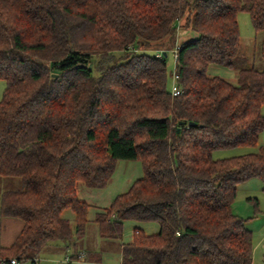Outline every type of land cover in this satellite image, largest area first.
I'll use <instances>...</instances> for the list:
<instances>
[{
    "label": "trees",
    "instance_id": "trees-1",
    "mask_svg": "<svg viewBox=\"0 0 264 264\" xmlns=\"http://www.w3.org/2000/svg\"><path fill=\"white\" fill-rule=\"evenodd\" d=\"M239 11L264 32V0H0V176L21 183L0 192V216L22 222L0 264L81 238L90 204L76 183L103 188L120 159L143 176L95 213L99 236L158 225L133 228L120 264H252L232 203L241 182H264V70L236 63ZM179 29L195 36L176 43ZM236 147L257 150L212 157Z\"/></svg>",
    "mask_w": 264,
    "mask_h": 264
},
{
    "label": "rangeland",
    "instance_id": "rangeland-1",
    "mask_svg": "<svg viewBox=\"0 0 264 264\" xmlns=\"http://www.w3.org/2000/svg\"><path fill=\"white\" fill-rule=\"evenodd\" d=\"M237 22L239 27V44L236 52V63L239 66L254 67L259 70H264V57L260 55V45L264 32L254 31L249 14L245 11H239L237 13ZM189 32L191 37H194L192 30L177 31L175 38L176 43H180L185 37V33ZM182 36V38H181ZM187 38V37H186ZM154 53L155 51H148ZM167 71L168 82L167 87L171 90L173 82L174 72V57L172 49L167 50ZM172 73V75H171ZM235 83V72L229 68H223L219 71V76ZM5 88V82L0 80V100ZM261 113L264 115V104L261 107ZM259 144L264 147V129L261 132ZM257 148L250 147H236L232 149L216 150L212 153L214 158L230 157L256 151ZM143 176L142 164L139 160H117L114 172L103 188L94 189L85 186L82 182L76 183L77 195L80 199L85 200L90 204L88 212V222L86 224L85 235L79 239L74 236L72 241L68 242V245L63 242L60 251H54L49 256L40 258V264L46 261H50L52 258L53 264H65L62 262L63 254L76 252L77 249H87L89 251H96L99 258H92L93 261L103 262L102 264H119L121 261V244L127 243L131 240L133 228L135 226L140 227L145 233L151 234L158 230V225L155 222H137L133 220H127L123 223V235L121 239L102 238L98 234L96 223L93 221L95 213L111 203L112 199L120 193L125 192L132 182L137 178ZM21 186L20 180L17 177H2L0 176V192L5 189H15ZM232 211L246 219L245 226L252 231V264H264V182L258 178H250L241 182L237 187L236 196L232 203ZM64 216L68 218L72 224L73 213L70 210H65ZM74 243V244H73ZM49 258V260H45ZM43 259V260H42ZM42 260V261H41ZM23 261L20 264H26ZM28 264H31L28 262ZM52 264V263H51ZM69 264H77L71 262ZM91 264V263H90ZM96 264V263H92Z\"/></svg>",
    "mask_w": 264,
    "mask_h": 264
},
{
    "label": "crops",
    "instance_id": "crops-1",
    "mask_svg": "<svg viewBox=\"0 0 264 264\" xmlns=\"http://www.w3.org/2000/svg\"><path fill=\"white\" fill-rule=\"evenodd\" d=\"M192 35L195 36L194 33ZM184 37L189 38V37H191V34L189 32H187V33H185ZM181 38H182V36H181ZM223 68L224 67L211 65L208 69V72L211 75H219V71H221ZM73 216H74V214H73ZM73 221H74V218H73ZM21 228H22V222L20 219H18L16 217H1L0 216V244L3 246H8V245L12 244L13 241L16 239L18 233L21 231ZM85 229H86V227H85ZM85 232H84V235H85ZM71 241H72V239H71ZM62 244H63L62 241H52V242L48 243L40 251V253L37 256H35L34 261L30 259V260H28V262H30L31 264H40L41 262H39V261H40L41 257L49 256V254H53L54 251H60L59 248L63 247ZM120 253H121V251H120ZM41 255H44V256H41ZM92 258H96V259L99 258L98 253L94 250L89 251L87 249L82 248L79 250L77 249V251L73 252V253H67V251H65L63 254L62 261L60 260L59 262H62L65 264H69L73 261L76 262L77 264H90V263L91 264L92 263L102 264L103 263V262L100 263V261H98V262L93 261ZM45 260H49V258H46ZM25 261H27V260H25ZM22 262H20V263H22ZM28 262H25V263L28 264ZM20 263L17 262V264H20ZM51 263L53 264L52 258H50V261H46L43 264H51ZM119 264H120V262H119Z\"/></svg>",
    "mask_w": 264,
    "mask_h": 264
},
{
    "label": "built area",
    "instance_id": "built-area-1",
    "mask_svg": "<svg viewBox=\"0 0 264 264\" xmlns=\"http://www.w3.org/2000/svg\"><path fill=\"white\" fill-rule=\"evenodd\" d=\"M180 92V89H179V87L177 86V84H176V82H175V80L173 79V82H172V87H171V94L172 95H176V94H178ZM9 264H17V261H16V259H10L9 260Z\"/></svg>",
    "mask_w": 264,
    "mask_h": 264
},
{
    "label": "water",
    "instance_id": "water-1",
    "mask_svg": "<svg viewBox=\"0 0 264 264\" xmlns=\"http://www.w3.org/2000/svg\"><path fill=\"white\" fill-rule=\"evenodd\" d=\"M164 55H165V53H164ZM180 124H184V122L182 121V122H180ZM187 125L191 126V125H194V123L193 122H188Z\"/></svg>",
    "mask_w": 264,
    "mask_h": 264
}]
</instances>
